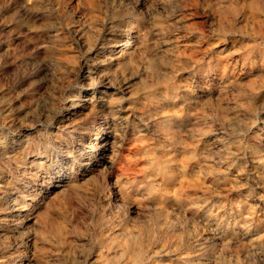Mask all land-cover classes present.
I'll return each mask as SVG.
<instances>
[{
	"label": "rangeland",
	"instance_id": "1",
	"mask_svg": "<svg viewBox=\"0 0 264 264\" xmlns=\"http://www.w3.org/2000/svg\"><path fill=\"white\" fill-rule=\"evenodd\" d=\"M129 19L123 56L115 35ZM107 81L106 118L95 105ZM109 131L104 157L127 153L120 176L90 148ZM90 171L98 183L79 174ZM121 176L132 207L115 236L99 228V187ZM0 184V261L97 264L103 250L104 262L130 264L113 254L126 231L158 249L150 264H264V0H0Z\"/></svg>",
	"mask_w": 264,
	"mask_h": 264
},
{
	"label": "bare ground",
	"instance_id": "2",
	"mask_svg": "<svg viewBox=\"0 0 264 264\" xmlns=\"http://www.w3.org/2000/svg\"><path fill=\"white\" fill-rule=\"evenodd\" d=\"M29 11V10H28ZM27 11V12H28ZM32 11V10H31ZM35 16V15H34ZM31 18H33V15H32V17ZM131 19V18H130ZM126 20L127 22H125V23H123V24H121L120 26H118L119 28H118V30H117V32H116V35H115V37L118 39V41H117V43H115L114 45L116 46V47H119V52H121V53H123V56H125L124 55V51H123V45H128L127 43H128V41H129V39H130V35H132V33H133V30H135L134 29V27H136V21L134 22V19L133 20ZM83 24V23H82ZM82 24H81V26H82ZM78 25V24H77ZM85 25V24H84ZM86 27V26H85ZM75 28V27H74ZM78 28H79V26H78ZM90 28V27H89ZM80 29V28H79ZM86 29V28H85ZM45 30V29H44ZM78 30V29H77ZM82 30H84V28L82 29ZM81 30V31H82ZM48 31V30H47ZM76 31V30H75ZM94 31V30H93ZM50 32V31H49ZM88 32H89V30H88ZM60 33V32H59ZM83 33V32H82ZM94 33V32H93ZM45 34V33H44ZM51 34V33H50ZM74 34H76V32L74 33ZM85 34V33H84ZM88 34V33H87ZM115 34V33H114ZM34 35V34H33ZM36 35V34H35ZM52 35V34H51ZM54 35V34H53ZM78 35V34H77ZM90 35V34H89ZM39 36V35H38ZM42 36V35H41ZM50 36V35H49ZM84 36V35H83ZM88 36V35H87ZM114 36V35H113ZM43 37V36H42ZM80 37H81V35H80ZM114 38V37H113ZM84 39V38H83ZM42 40V39H41ZM83 41H85V39L83 40ZM110 41V40H109ZM34 43V42H33ZM89 44V43H88ZM90 45V44H89ZM89 45H86V46H89ZM92 45H94V44H92ZM81 46V45H80ZM113 49V48H112ZM117 51V50H116ZM114 53V52H113ZM110 54V53H109ZM120 54V53H119ZM115 55V54H114ZM127 55V54H126ZM44 56V55H43ZM104 56V55H103ZM117 56H118V54H117ZM105 57V56H104ZM103 57V58H104ZM115 57V56H114ZM95 59V58H94ZM106 59V58H105ZM120 60V59H119ZM90 61V60H89ZM108 61H109V59H108ZM95 62V61H94ZM93 62V63H94ZM110 62V61H109ZM115 62V61H114ZM112 64V63H111ZM82 65H83V63H82ZM108 66V65H107ZM80 67V66H79ZM82 67V66H81ZM87 67V66H86ZM90 67V66H89ZM103 67V66H102ZM109 67V66H108ZM88 68V67H87ZM93 69V68H92ZM106 70H108L107 68H106ZM78 71V70H77ZM90 71H91V69H90ZM94 71V70H93ZM118 71V70H117ZM107 72V71H106ZM104 73V72H103ZM92 74V73H91ZM105 74H107V73H105ZM88 75V74H87ZM95 75V74H94ZM101 75V74H100ZM108 75V74H107ZM106 75V76H107ZM116 75V74H115ZM93 76V75H92ZM103 76V75H102ZM118 76V75H117ZM123 76V75H122ZM97 78V77H96ZM114 78H115V76H114ZM133 78V77H132ZM129 79H131V78H129ZM107 80H108V77H107ZM100 81V80H99ZM124 81V80H123ZM125 81H128V80H125ZM97 82V81H96ZM129 82V81H128ZM104 83V82H103ZM116 83V82H115ZM91 84V83H90ZM106 84H108L109 85V87H111V88H109V89H107V92H106V94L103 96V98H102V100H101V103H100V105L99 106H96L95 105V107L96 108H98L99 110H101V111H103V113H105V116H106V118H107V115H106V113H109V114H113L114 112H115V109H114V107H113V102L115 101V99H116V96H115V93H116V91L114 90L115 89V86L112 84V82H110V81H107L106 82ZM123 84V83H122ZM126 84V83H125ZM128 86V85H127ZM130 86H131V84H130ZM129 86V87H130ZM132 88V87H131ZM126 89H127V87H126ZM124 90V89H123ZM167 91V90H166ZM87 92V91H86ZM91 92V91H90ZM125 92V91H124ZM169 92V91H168ZM173 92V91H172ZM188 92V91H187ZM195 92V91H194ZM121 93V92H120ZM79 94V93H78ZM187 94V93H186ZM91 95V94H90ZM122 96H123V94H122ZM57 97V96H56ZM90 97V96H89ZM89 97H87V96H82L81 98H80V100L81 101H79V102H77V101H75V102H77V105H79L83 100H88L89 99ZM100 97V96H99ZM91 98H93V96L91 97ZM165 98H166V96H165ZM94 99V98H93ZM173 99V98H172ZM90 100V99H89ZM92 101V100H91ZM94 101V100H93ZM93 104V103H92ZM82 105V104H81ZM91 105V104H90ZM85 106V105H84ZM87 107V106H86ZM94 107V108H95ZM89 109H92V108H89ZM80 110V109H79ZM86 110V109H85ZM88 111V110H87ZM93 111H94V109H93ZM92 111V112H93ZM119 111V110H118ZM122 111V110H121ZM128 111V110H127ZM75 112V111H74ZM178 112H180V111H178ZM94 115L96 114V113H93ZM109 114H108V116H109ZM78 115V114H77ZM83 115H85V114H83ZM91 115H92V113H91ZM90 115V116H91ZM99 115H100V113H99ZM132 115V114H131ZM151 115V114H150ZM177 115H179V114H177ZM191 115V114H190ZM72 116H74V115H72ZM76 116V115H75ZM123 116H124V114H123ZM123 116H122V119H123ZM128 116V115H127ZM174 116V115H173ZM185 116V115H184ZM181 117V116H180ZM63 118V117H62ZM67 118V117H66ZM70 118V117H69ZM94 118V117H93ZM120 118V117H119ZM173 118V117H172ZM195 118V117H194ZM197 118V117H196ZM83 119V118H82ZM111 119V118H110ZM115 119V118H114ZM138 119V118H137ZM170 119V118H169ZM185 119V118H184ZM84 120H85V118H84ZM88 120V119H87ZM104 120V119H103ZM109 120V119H108ZM136 120V119H135ZM190 120H193V119H190ZM197 120H198V118H197ZM96 121H97V119H96ZM112 121V120H111ZM137 121V120H136ZM150 121V120H149ZM173 121H174V118H173ZM185 121V120H184ZM186 122V121H185ZM190 122H192V121H190ZM125 123V122H124ZM99 124H100V122H99ZM138 124V123H137ZM179 124V123H178ZM189 124V123H188ZM101 125V124H100ZM114 125V124H113ZM124 125V124H123ZM195 125V124H194ZM99 126V125H98ZM173 126V125H172ZM185 126V125H184ZM186 126H187V124H186ZM120 127V126H119ZM91 128V127H90ZM124 128V127H123ZM186 128V127H185ZM184 128V129H185ZM117 129V128H116ZM139 129L140 128H138V131H139ZM190 129V128H189ZM91 130V129H90ZM133 130V129H132ZM18 131V130H17ZM87 131H89V129L87 130ZM185 131V130H184ZM196 131V130H195ZM199 131V130H198ZM129 132V131H128ZM127 132V133H128ZM145 132V131H144ZM193 132H194V130H193ZM91 133V132H90ZM96 133V132H95ZM118 133V132H117ZM132 133H133V131H132ZM138 133V132H137ZM197 133V132H196ZM26 134V133H25ZM103 134V133H102ZM121 134V133H120ZM185 134V133H184ZM96 136H94L95 137V142H92L91 143V145H90V148H91V150H94V148H96V150L95 151H97V153H98V155H101L102 156V159H103V164H104V166H105V168L107 169V175L108 176H120L119 175V173H120V171H121V169L119 168V166H120V163L121 162H123L122 160H120L121 158H123V157H125V155L127 154V153H125L124 152V150L121 148V151L119 152V154H120V159H117V161H115V160H113L109 155V157H107V158H105L104 157V150H107L109 147H111L112 149H110V150H114V140H111V138H116L117 136H116V134H115V132H113V131H109V132H107L105 135H100V133H98V134H95ZM192 135V134H191ZM116 136V137H115ZM131 136H132V134H131ZM197 136V135H196ZM28 137V136H27ZM26 138V137H25ZM99 138H101V140L99 141L98 139ZM137 138V137H136ZM188 139V138H187ZM14 140V139H13ZM126 140V139H125ZM21 141V140H20ZM90 141V140H89ZM121 141V140H120ZM133 141V140H132ZM194 141V140H193ZM197 141H199V140H197ZM202 141V140H201ZM19 142V141H18ZM17 142V143H18ZM134 142V141H133ZM21 143V142H20ZM117 143V142H116ZM129 143V142H128ZM172 143V142H171ZM176 143V142H175ZM203 143V142H202ZM209 143V142H208ZM208 143H207V145H208ZM6 144H7V142H6ZM87 144V143H86ZM111 144V145H110ZM173 144H174V141H173ZM192 144V143H191ZM210 144V143H209ZM219 144V143H218ZM12 145V144H11ZM18 145V144H17ZM128 145V144H127ZM131 145V144H130ZM176 145V144H175ZM182 145V144H181ZM180 145V146H181ZM87 146V145H86ZM132 146V145H131ZM172 146V145H171ZM190 146V145H189ZM192 146V145H191ZM204 146V145H203ZM188 147V146H187ZM7 148V147H6ZM79 148V147H78ZM133 148V147H132ZM171 148V147H170ZM175 148H176V146H175ZM177 148H179V146L177 147ZM186 148V147H185ZM184 148V150H186ZM196 148V147H195ZM210 148V147H209ZM81 149V148H80ZM119 149V148H118ZM117 149V150H118ZM127 149V148H126ZM134 149V148H133ZM208 149V148H207ZM4 150V149H3ZM83 150V149H82ZM179 150V149H178ZM181 150V149H180ZM201 150V149H200ZM128 151V150H127ZM126 151V152H127ZM131 151V150H130ZM173 151V150H172ZM174 151H175V149H174ZM187 151V150H186ZM208 151V150H207ZM206 151V152H207ZM80 152V151H79ZM132 152V151H131ZM171 152V151H170ZM183 152H185V151H183ZM182 152V153H183ZM204 152V151H203ZM84 153V152H83ZM186 153V152H185ZM189 153V152H188ZM191 153V152H190ZM207 153H209V152H207ZM74 154V153H73ZM113 154V153H112ZM166 154V153H165ZM176 154V153H175ZM181 154V153H180ZM27 155V154H26ZM80 155V154H79ZM182 155V154H181ZM191 155H192V158L193 157H195V155H196V152H195V149H193L192 150V153H191ZM106 156V155H105ZM197 156V155H196ZM203 156H205V155H203ZM33 157V156H32ZM191 157V156H190ZM23 158H24V156H23ZM27 158V157H26ZM89 159H90V161L89 162H87V164L88 163H93L92 162V156H90V157H88ZM98 158H99V156H98ZM115 158V157H114ZM205 158H207V157H205ZM32 159V158H31ZM123 159H125V158H123ZM130 159V158H129ZM194 159V158H193ZM42 160V159H41ZM121 161L120 163H119V165L116 163V162H118V161ZM127 160V159H126ZM125 160V161H126ZM202 160V159H201ZM21 161H24V159L23 160H21ZM31 161V160H30ZM33 161V160H32ZM70 161V160H69ZM78 161V160H77ZM82 161V160H81ZM94 161V160H93ZM203 161V160H202ZM138 162V161H137ZM190 162V161H189ZM194 162V161H193ZM198 162V161H197ZM199 162H200V160H199ZM197 163V165L198 164H200V163ZM29 163V162H28ZM135 164H136V162H134ZM138 163H140V162H138ZM141 163H142V161H141ZM36 164V163H35ZM124 164H125V162H124ZM124 164H123V166H124ZM177 164V163H176ZM179 165H180V163H178ZM183 164V163H182ZM188 164V163H187ZM27 165V164H26ZM84 165V164H83ZM142 165V164H141ZM173 165V164H172ZM31 166V165H30ZM96 166V165H95ZM133 166V165H132ZM178 166V165H177ZM186 166V165H185ZM191 166V165H190ZM27 167V166H26ZM170 167V166H169ZM168 167V168H169ZM197 167V166H196ZM198 167H200V166H198ZM202 167V166H201ZM71 168H72V166H71ZM90 168V167H89ZM182 169H183V166L181 167ZM204 169L206 168V164H205V167H203ZM92 169H93V167H92ZM136 169V168H135ZM171 169V168H170ZM185 169L187 170V167H185ZM207 169H209V168H207ZM72 170V169H71ZM86 170H88V168H86L84 171H86ZM105 170V169H104ZM134 170V169H133ZM171 170H173V169H171ZM191 170V169H190ZM24 171V170H23ZM80 171V170H79ZM136 171V170H135ZM177 171V170H176ZM181 171V170H180ZM193 171V170H192ZM198 172V169L197 170H195V172ZM130 172H132V171H130ZM137 172V171H136ZM135 172V173H136ZM174 172V171H173ZM179 172V171H178ZM194 172V171H193ZM192 172V173H193ZM199 172H202V171H199ZM206 172V171H205ZM204 172V173H205ZM71 173V172H70ZM105 173V172H104ZM138 173V172H137ZM140 173V172H139ZM180 173V172H179ZM36 174V173H35ZM80 174V176L82 177V178H85V180H86V182H88V181H90V182H94L96 179H95V174H91V171L90 172H88V176L85 174V173H83V172H80L79 173ZM123 174V173H122ZM130 174H132V173H130ZM203 174V173H202ZM72 175V174H71ZM76 175V174H75ZM84 175H86V177H84ZM133 175V174H132ZM136 175V174H135ZM173 175V174H172ZM180 175V174H179ZM178 175V176H179ZM195 175V174H194ZM69 176H70V174H69ZM78 176V175H77ZM124 176V175H123ZM131 176V175H130ZM181 176V175H180ZM183 176V175H182ZM205 176V175H204ZM203 176V177H204ZM79 177V176H78ZM135 177V176H134ZM173 177V176H172ZM70 178V177H69ZM115 178H117V177H115ZM122 178V176L120 177V179H118L117 178V180L116 181H111V179L110 178H107L106 179V182H105V185L104 186H102L101 185V187H99V189H101V191H103V193H104V198H105V203H104V205L102 206V208H101V211H100V213H99V215L97 216L98 218H99V224H100V231L101 232H103L104 230H105V228L106 229H113V231H114V235L115 236H117V235H119V232L120 231H116V227H117V225L118 224H122L123 226L126 224L125 223V219L128 217V215H127V209L128 208H130V207H132V199H130V195L133 193V189L127 184V181H123V179H121ZM71 179H72V177H71ZM126 179V178H125ZM139 179V178H138ZM174 179V178H173ZM127 180H128V178H127ZM131 181H132V178L130 179ZM129 180V181H130ZM164 180V179H163ZM202 180V179H201ZM204 180H205V178H204ZM154 181V180H153ZM160 181H162L161 180V178H160ZM2 182V181H1ZM67 182V181H66ZM96 182V181H95ZM142 182V180L139 182V183H141ZM165 182V181H164ZM174 182V181H173ZM186 182V181H185ZM96 183H98V180H97V182ZM136 183H138V181L136 182ZM138 183V184H139ZM150 183V182H149ZM149 183H148V185H149ZM156 183V182H155ZM161 183V182H160ZM159 183V184H160ZM162 183H163V181H162ZM172 183V182H171ZM175 183V182H174ZM66 184V183H65ZM135 184V183H134ZM154 184V183H153ZM164 184V183H163ZM173 184V183H172ZM1 185V184H0ZM63 185V184H62ZM61 185V186H62ZM76 185H78V183H75V185L74 186H76ZM139 185H142V184H139ZM150 185H152V184H150ZM155 185V184H154ZM166 185H167V183H166ZM60 186V185H59ZM64 186V185H63ZM115 186V187H114ZM132 186V185H131ZM135 186V185H134ZM138 186V185H137ZM136 186V187H137ZM173 186H175L174 184H173ZM173 186H171V187H173ZM5 187V186H4ZM98 187V186H97ZM133 187V186H132ZM139 187V186H138ZM145 187V186H144ZM167 187H168V185H167ZM169 187H170V185H169ZM2 188V187H1ZM60 188V187H59ZM150 188H152V187H150ZM165 187H163V189H164ZM182 188V187H181ZM174 189V188H173ZM173 189H171V191H173ZM7 191V190H6ZM79 191V190H78ZM109 192V193H108ZM20 193V192H19ZM163 193V192H162ZM176 193V192H175ZM8 194V193H7ZM6 196V195H5ZM13 196V195H12ZM15 196V195H14ZM13 196V197H14ZM133 196V195H132ZM131 196V197H132ZM172 196V195H171ZM177 197H179V196H177ZM17 198V197H16ZM156 198V197H155ZM158 198V197H157ZM158 199H160V198H158ZM178 199V198H177ZM176 199V200H177ZM3 200V199H2ZM13 200V199H12ZM174 200H175V198H174ZM195 200H197V199H195ZM158 201V200H157ZM156 201V202H157ZM1 202V201H0ZM159 202H161V201H159ZM158 202V203H159ZM166 202V201H165ZM169 202V201H168ZM184 202V201H183ZM2 203V202H1ZM17 204H18V202H16ZM20 203V202H19ZM179 203V202H178ZM192 203V202H191ZM155 204V203H154ZM160 205L162 204V203H159ZM166 204H167V202H166ZM195 204V203H194ZM108 205V206H107ZM137 205V204H136ZM157 205V204H156ZM155 205V206H156ZM163 205V204H162ZM180 205H181V201H180ZM17 206V205H16ZM20 206V205H19ZM3 207H5L4 205H3ZM18 207V206H17ZM32 207V206H31ZM30 207V208H31ZM101 207V206H100ZM9 208V207H8ZM16 208V207H15ZM137 208V207H136ZM156 208H158V207H156ZM160 208V207H159ZM172 208H174V207H172ZM176 208V207H175ZM178 208V207H177ZM176 208V209H177ZM180 208V207H179ZM2 209V208H1ZM21 209V208H20ZM33 209V208H32ZM138 209V208H137ZM166 209V208H165ZM164 208H161L160 209V213L161 212H163L164 210H165ZM188 209V208H187ZM9 210V209H8ZM11 210V209H10ZM13 210V209H12ZM19 210V209H18ZM134 210V209H133ZM136 210V209H135ZM141 210V209H140ZM169 210H171V209H169ZM179 210V209H178ZM29 211V210H28ZM99 211V210H98ZM139 211V210H138ZM137 211V212H138ZM158 211V210H157ZM166 212L168 211V210H165ZM185 211V210H184ZM187 211V210H186ZM5 212V211H4ZM7 212H9V211H7ZM16 212V211H15ZM136 212V213H137ZM170 212H172V211H169V213ZM179 212H181V211H179ZM189 212H191V209H190V211ZM34 213V212H33ZM7 214V213H6ZM13 214V213H12ZM19 214V213H18ZM21 214V213H20ZM25 214V213H24ZM35 214V213H34ZM135 214V213H134ZM140 215H142L141 213H139ZM139 214H138V216H139ZM184 214H185V212H184ZM29 215V214H28ZM186 215V214H185ZM2 216H3V214H2ZM19 216V215H18ZM33 216V215H32ZM166 216L167 217H170V215L167 213L166 214ZM178 216V215H177ZM16 217V216H15ZM24 217V216H23ZM141 217V216H140ZM172 217V216H171ZM170 217V218H171ZM34 218V217H33ZM132 218V217H131ZM175 218V217H174ZM6 219H8V217H0V242L2 243V244H4V238H5V234H7L6 233V229H7V227H6ZM18 219H20L19 217H18ZM35 219H37V218H35ZM34 219V220H35ZM128 219V218H127ZM12 220V219H11ZM15 220V219H14ZM133 220V219H132ZM152 220V219H151ZM166 220H167V218H166ZM165 220V221H166ZM177 220V219H176ZM10 221V220H9ZM17 221V220H16ZM37 221V220H36ZM136 221V220H135ZM157 222H158V220H156ZM155 221V222H156ZM127 222V221H126ZM161 222V221H160ZM178 222V221H177ZM9 223V222H8ZM11 223H12V221H11ZM20 223V222H19ZM125 223V224H124ZM137 223H138V221H137ZM136 223V224H137ZM128 224V223H127ZM140 223H138V225H139ZM173 224H175V222L173 221V220H171V221H169V223H168V226H172ZM21 225V224H20ZM160 225V224H159ZM166 225V224H165ZM120 226V225H119ZM121 227V226H120ZM20 228V227H19ZM18 228V229H19ZM24 228V227H23ZM171 228V227H170ZM173 228V227H172ZM21 229V228H20ZM35 229V228H34ZM23 230V229H22ZM30 229H28V231H29ZM140 230V229H139ZM138 230V231H139ZM164 230V229H163ZM168 229H166V231H167ZM20 231V230H19ZM128 231V230H127ZM131 231H133V230H131ZM134 231H136V230H134ZM162 231V230H161ZM165 231V230H164ZM164 231H162V232H164ZM21 232V231H20ZM122 232V231H121ZM130 232V231H129ZM143 232V231H142ZM141 232V233H142ZM14 233H17V232H14ZM13 233V234H14ZM135 233V232H134ZM134 233H132L131 232V235L127 232L126 233V231H125V233L124 234H126L125 236H124V238H123V241L121 242V249H120V252L119 253H113L114 254V256L115 257H124V256H127L128 254H130V258H129V261H130V264H150V260H151V258H152V256L155 254H157L158 253V249L157 250H154L153 249V253H151V247H152V245L149 243V245H151V247H146L145 245H144V241H143V238H146L145 237V235H144V237L142 238V236H140V235H132V234H134ZM165 233V232H164ZM9 234H10V232H9ZM120 234H122V233H120ZM145 234H147V238H148V236L151 238V236H153L154 235V230L152 229V228H146V233ZM156 234V233H155ZM171 234V233H170ZM8 235V234H7ZM11 235V234H10ZM142 235H143V233H142ZM18 236H19V234H18ZM158 237V236H157ZM14 238V237H13ZM22 238V237H21ZM26 238H28V237H26ZM20 239V238H19ZM153 239V238H152ZM155 239V238H154ZM13 240V239H12ZM12 240H11V242H12ZM14 240H15V238H14ZM21 240V239H20ZM24 240V239H23ZM160 240V239H159ZM6 241V240H5ZM9 241V240H8ZM18 241V240H17ZM25 241V240H24ZM28 241V240H27ZM33 241H34V239H33ZM149 241V240H148ZM147 241V242H148ZM161 241V240H160ZM159 241V242H160ZM171 242V241H170ZM170 242H168V243H170ZM6 243V242H5ZM24 243V242H23ZM156 243V242H155ZM8 244H10V242L8 243ZM29 244V243H28ZM1 245V244H0ZM11 245V244H10ZM17 245V244H16ZM22 245V244H21ZM30 245H31V243H30ZM158 245V244H157ZM181 245V244H180ZM1 246H3V245H1ZM1 246H0V248H1ZM6 245H4V247H5ZM25 246H26V244H25ZM166 246H167V244H166ZM165 246V247H166ZM3 247V248H4ZM7 247V246H6ZM11 247H12V245H11ZM16 247V246H15ZM30 247V246H29ZM155 246H154V244H153V248H154ZM163 247H164V245H163ZM179 247V246H178ZM10 248V247H9ZM13 248V247H12ZM19 248V247H18ZM160 248V247H159ZM7 249V248H6ZM15 249V248H14ZM21 249H23L24 250V248H21ZM25 249H27V248H25ZM30 249V248H29ZM178 249H180V247L178 248ZM16 250V249H15ZM28 250V249H27ZM32 250V249H31ZM4 251V250H3ZM2 251V252H3ZM8 251H11V250H8ZM25 251V250H24ZM18 252H19V249H18ZM26 252V251H25ZM46 252V251H45ZM16 253V252H15ZM176 253V252H175ZM178 253V252H177ZM9 254V253H8ZM11 254V253H10ZM18 254V253H17ZM22 254V253H21ZM160 254H162V253H160ZM160 254H158V255H160ZM169 254V253H168ZM4 255H5V253H4ZM12 255V254H11ZM20 255V254H19ZM107 255H109V251L108 252H106V253H104L103 252V250H101L98 254H97V259L96 260H94V261H96L97 262V264H117V261L116 260H114V261H106V262H104L103 261V258H106L107 257ZM14 256H16V254L14 255ZM110 256V255H109ZM157 256V255H156ZM170 256V255H169ZM9 258H7L6 257V259H3L2 261H0V264H11L12 263V261H14L13 260V256H8ZM25 257V256H24ZM3 258V257H2ZM17 258V257H16ZM162 258V257H161ZM22 259V258H21ZM167 260V259H166ZM119 261V260H118ZM15 262V261H14ZM23 263V262H22ZM124 263V262H123ZM18 264V263H17ZM28 264V263H27Z\"/></svg>",
	"mask_w": 264,
	"mask_h": 264
}]
</instances>
